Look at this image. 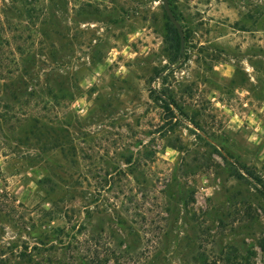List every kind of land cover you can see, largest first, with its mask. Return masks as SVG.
<instances>
[{"label":"rangeland","instance_id":"obj_1","mask_svg":"<svg viewBox=\"0 0 264 264\" xmlns=\"http://www.w3.org/2000/svg\"><path fill=\"white\" fill-rule=\"evenodd\" d=\"M168 1L0 0V264H264V0Z\"/></svg>","mask_w":264,"mask_h":264},{"label":"trees","instance_id":"obj_2","mask_svg":"<svg viewBox=\"0 0 264 264\" xmlns=\"http://www.w3.org/2000/svg\"><path fill=\"white\" fill-rule=\"evenodd\" d=\"M173 12V10H172ZM166 14V13H165ZM174 16L178 20L177 15L173 12ZM167 18V33L170 38V41L172 42V49L174 51L173 59L177 58L179 49H180V36L176 29V27L173 25V23L170 21L169 17L166 15Z\"/></svg>","mask_w":264,"mask_h":264},{"label":"water","instance_id":"obj_3","mask_svg":"<svg viewBox=\"0 0 264 264\" xmlns=\"http://www.w3.org/2000/svg\"><path fill=\"white\" fill-rule=\"evenodd\" d=\"M163 6H164V10L167 14V16L169 17L170 21L173 23V25L176 27V29L178 30L179 34H180V40H181V45L183 48L184 45V35H183V29L181 24L179 23V21L176 19V17L174 16L170 5H169V1L168 0H163Z\"/></svg>","mask_w":264,"mask_h":264}]
</instances>
